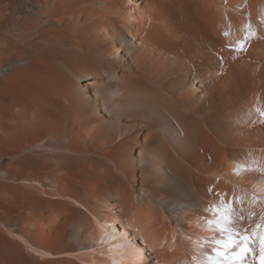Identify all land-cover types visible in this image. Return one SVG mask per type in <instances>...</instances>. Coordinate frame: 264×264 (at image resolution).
<instances>
[{
  "label": "bare ground",
  "instance_id": "1",
  "mask_svg": "<svg viewBox=\"0 0 264 264\" xmlns=\"http://www.w3.org/2000/svg\"><path fill=\"white\" fill-rule=\"evenodd\" d=\"M239 244L264 264V0H0V264Z\"/></svg>",
  "mask_w": 264,
  "mask_h": 264
},
{
  "label": "rangeland",
  "instance_id": "2",
  "mask_svg": "<svg viewBox=\"0 0 264 264\" xmlns=\"http://www.w3.org/2000/svg\"><path fill=\"white\" fill-rule=\"evenodd\" d=\"M239 220L241 221V223H240V225H239V227H235L234 228V226H231V225H229V224H227V222H225V223H223L222 225H219V226H217L218 228H219V230H221V228H222V226H225L226 228L227 227H231L230 229H233L234 231L236 230V232H238V234L236 233V236H237V238L239 239V240H241L242 239V237L244 236V234H246V229H245V224L243 223V221H242V219H240L239 218ZM226 224H227V226H226ZM229 225V226H228ZM239 228V229H238ZM245 229V230H244ZM241 232V233H240ZM223 243H224V241H225V244H227L228 242H227V240H225V239H220ZM239 246H240V248L241 249H238L239 247H236V250L234 251V253H233V259L235 260V263L236 264H239V263H243V262H245V261H243V259H242V252H243V250H242V247H241V244H239ZM240 250H241V253H240ZM208 251H209V254L211 255V256H217L216 255V253H215V251H214V249H212V248H209L208 249ZM225 255L227 256V254H229L227 251H225ZM248 254V255H247ZM218 256H220V255H218ZM252 256V253H251V251H247V253H246V257H248V258H250ZM237 259V260H236ZM253 263V262H252Z\"/></svg>",
  "mask_w": 264,
  "mask_h": 264
},
{
  "label": "snow or ice",
  "instance_id": "3",
  "mask_svg": "<svg viewBox=\"0 0 264 264\" xmlns=\"http://www.w3.org/2000/svg\"><path fill=\"white\" fill-rule=\"evenodd\" d=\"M225 219L227 220V219H228V217H227V216H225Z\"/></svg>",
  "mask_w": 264,
  "mask_h": 264
}]
</instances>
